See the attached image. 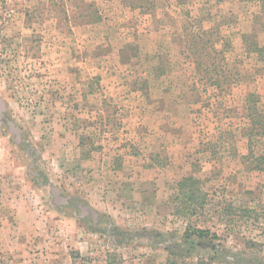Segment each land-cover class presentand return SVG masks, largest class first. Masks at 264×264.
Returning a JSON list of instances; mask_svg holds the SVG:
<instances>
[{
	"label": "rangeland",
	"instance_id": "rangeland-1",
	"mask_svg": "<svg viewBox=\"0 0 264 264\" xmlns=\"http://www.w3.org/2000/svg\"><path fill=\"white\" fill-rule=\"evenodd\" d=\"M0 101V264H264V0H0Z\"/></svg>",
	"mask_w": 264,
	"mask_h": 264
},
{
	"label": "trees",
	"instance_id": "trees-1",
	"mask_svg": "<svg viewBox=\"0 0 264 264\" xmlns=\"http://www.w3.org/2000/svg\"><path fill=\"white\" fill-rule=\"evenodd\" d=\"M255 111L254 108L251 109V112ZM251 113V114H253ZM253 122V125L254 127L252 128V130H255V129H260L261 131V134L264 135V119H262L261 117L259 118V115L257 116V119L253 118L252 120ZM253 134L252 132H247V129H246V132H245V135L248 136L249 140L251 141L252 138H253ZM190 180H193L191 178H186L185 181L188 182ZM186 235L187 236H192V235H195L199 238H207V237H216L217 234L216 233H212L211 231L209 230H206V229H193L192 231H186Z\"/></svg>",
	"mask_w": 264,
	"mask_h": 264
},
{
	"label": "water",
	"instance_id": "water-1",
	"mask_svg": "<svg viewBox=\"0 0 264 264\" xmlns=\"http://www.w3.org/2000/svg\"><path fill=\"white\" fill-rule=\"evenodd\" d=\"M1 105H2V102L0 101Z\"/></svg>",
	"mask_w": 264,
	"mask_h": 264
}]
</instances>
